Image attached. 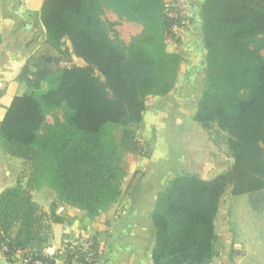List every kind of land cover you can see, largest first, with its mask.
Here are the masks:
<instances>
[{
  "label": "trees",
  "instance_id": "obj_1",
  "mask_svg": "<svg viewBox=\"0 0 264 264\" xmlns=\"http://www.w3.org/2000/svg\"><path fill=\"white\" fill-rule=\"evenodd\" d=\"M165 4L43 0L34 14L45 43L85 65L55 67L39 58L18 66L16 79L25 90L0 119V148L23 165L18 181L0 192V252L8 260L20 252L27 264L55 263L45 244L49 220L62 219L44 214L31 190L47 187L88 218L120 200L119 148L141 150L126 128L141 124L149 99L174 89L182 63L181 54L166 49L168 41L182 44L171 33L174 20ZM106 10L141 31L125 43L103 18ZM198 17L203 87L193 119L215 128L232 162L211 179L178 173L159 191L149 216L156 231L153 264H209L226 189L236 195L264 189V0H202ZM109 124L122 128L118 138ZM58 257L82 259L66 246Z\"/></svg>",
  "mask_w": 264,
  "mask_h": 264
},
{
  "label": "crops",
  "instance_id": "obj_2",
  "mask_svg": "<svg viewBox=\"0 0 264 264\" xmlns=\"http://www.w3.org/2000/svg\"><path fill=\"white\" fill-rule=\"evenodd\" d=\"M42 1L0 0V119L12 98L25 90L16 79L18 66L27 60L37 61L40 55L58 56L45 43L43 30L34 20ZM173 1L184 6L192 28L185 44L168 41L166 46L167 51L182 55L174 89L163 98L149 99L141 124L126 128L134 133L141 150L134 153L119 148L118 165L125 173L120 200L88 218L83 211L59 201L47 187L30 192L44 214L62 219H48L45 249L55 256L54 264H62L58 255L67 243L84 237L104 244L96 264H153L156 231L149 216L159 191L178 173L211 179L232 162L225 145L211 140L193 119L203 87L204 49L198 17L202 0ZM21 164L19 158L0 148V192L17 182ZM214 230L218 240L211 262L264 264V189L236 195L228 187L214 217ZM49 248L52 254L47 252ZM20 256L18 252L10 261L0 252V264H27Z\"/></svg>",
  "mask_w": 264,
  "mask_h": 264
},
{
  "label": "built area",
  "instance_id": "obj_3",
  "mask_svg": "<svg viewBox=\"0 0 264 264\" xmlns=\"http://www.w3.org/2000/svg\"><path fill=\"white\" fill-rule=\"evenodd\" d=\"M165 6L167 7L166 14L168 17L173 18L174 22L171 25V33L174 39L180 40L183 45L186 40V34H188L191 28V20L187 15L184 6L178 1L166 0ZM179 44V43H178ZM2 84L0 83V87ZM66 248L74 252L77 256H81L82 259L73 260L70 262L66 257H60L62 264H96L99 256L102 254L104 247L103 242H96L92 238L84 237L80 240L69 242ZM36 264H42L36 262ZM209 264H215L210 262Z\"/></svg>",
  "mask_w": 264,
  "mask_h": 264
},
{
  "label": "rangeland",
  "instance_id": "obj_4",
  "mask_svg": "<svg viewBox=\"0 0 264 264\" xmlns=\"http://www.w3.org/2000/svg\"><path fill=\"white\" fill-rule=\"evenodd\" d=\"M103 18L115 24L114 26L115 31L118 33L119 38L125 43L129 41L131 36L138 34L141 30V26H138L134 23L127 22L123 19L118 18L117 15L113 13L111 10H106L105 13L103 14ZM65 46H67L70 49L68 41H65ZM71 64L80 65V66L85 65L83 60L73 55H71L69 59L61 57V60L55 65L54 64L53 65L55 67H64V66H69ZM17 74H16V77H17ZM3 84H5L4 81H3ZM107 130L113 135L117 136L121 133L122 128L119 125L109 124L107 125ZM204 130L208 132V136L211 140L218 142L221 144V146H223L222 145L224 144L223 139L220 137L221 135L216 134L215 128L214 129L212 128L210 130H206V129ZM22 168H23V165L21 164L20 171L18 175L16 174L17 175L16 181H18V179L21 177ZM21 181L24 183L25 182L24 178L21 179Z\"/></svg>",
  "mask_w": 264,
  "mask_h": 264
},
{
  "label": "water",
  "instance_id": "obj_5",
  "mask_svg": "<svg viewBox=\"0 0 264 264\" xmlns=\"http://www.w3.org/2000/svg\"><path fill=\"white\" fill-rule=\"evenodd\" d=\"M40 59L43 60V64L49 65L51 63H54V64L58 63L61 60V57L60 56L40 55ZM47 252L52 254L53 250L51 248H49L47 250Z\"/></svg>",
  "mask_w": 264,
  "mask_h": 264
}]
</instances>
